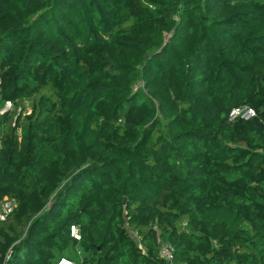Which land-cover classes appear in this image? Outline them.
I'll list each match as a JSON object with an SVG mask.
<instances>
[{
  "label": "trees",
  "instance_id": "16d2710c",
  "mask_svg": "<svg viewBox=\"0 0 264 264\" xmlns=\"http://www.w3.org/2000/svg\"><path fill=\"white\" fill-rule=\"evenodd\" d=\"M211 2L0 0V264H264V0Z\"/></svg>",
  "mask_w": 264,
  "mask_h": 264
},
{
  "label": "built area",
  "instance_id": "2783aa9c",
  "mask_svg": "<svg viewBox=\"0 0 264 264\" xmlns=\"http://www.w3.org/2000/svg\"><path fill=\"white\" fill-rule=\"evenodd\" d=\"M1 86H2V79L0 78V90H1ZM26 103L29 104V102L25 101L24 110H22V106H19L18 111L24 112V114H30L29 105H27ZM15 106H16L15 101L10 99H2L0 97V115H5L11 112L12 110H14ZM255 115H256V111L253 108L248 106H240V107H235L231 110L229 114V120L232 121L237 118H242L247 120ZM0 149H1V140H0ZM15 206H16L15 200L5 198L0 203V219L1 220L7 219L13 213ZM71 233L75 237L79 238L77 227L72 226ZM132 236L135 237V239H138V235L134 231H132ZM157 244L159 246L158 256L172 264L173 255H174L173 247L168 242H165L160 236H158L157 238ZM56 264H73V261L67 257H61L56 262Z\"/></svg>",
  "mask_w": 264,
  "mask_h": 264
},
{
  "label": "rangeland",
  "instance_id": "374dc122",
  "mask_svg": "<svg viewBox=\"0 0 264 264\" xmlns=\"http://www.w3.org/2000/svg\"><path fill=\"white\" fill-rule=\"evenodd\" d=\"M220 1L221 0H212V2H211V4H208L206 7H205V9H204V12H207L208 13V15H211V13H214V14H221V15H225L226 13H228V9L229 8H227V6L226 5H223V6H221V3H220ZM208 6H210V8H209V10H208ZM201 19H203V20H201ZM200 20L201 21H206V18H200ZM169 23H171V22H169ZM168 23V24H169ZM187 23H188V25H189V21H187ZM171 25H172V23H171ZM171 25H170V27H171ZM187 25V26H188ZM147 33H148V31H141V33H140V35H141V37H139L138 38V41H140L141 43H143L144 45H146V44H148L149 43V41H150V39L147 37ZM172 37H173V35L171 34V32H165V40L168 42V41H170L171 39H172ZM183 37V36H182ZM178 49H181V47H179ZM128 55V54H127ZM127 55H125V56H127ZM132 55H134L135 56V58L137 59V60H139V59H141L142 57H144V52H135V51H133L132 52ZM172 58H173V56H171ZM170 65H173L174 63H175V60H171L170 62H168ZM156 65H154V66H151L150 67V69L148 70L149 72L148 73H150V78H148L147 76H144V79H145V81H148L149 79H153V77L154 76H156V74H157V72H158V70H159V68H160V66L157 64V63H155ZM121 79H126V77H125V75H122L121 77H120ZM145 81L144 80H142V81H140V82H138L135 86H134V90H137V89H140V90H142L144 93H148L147 92V88H146V83H145ZM29 102V104L28 103H26L27 105H29V109H30V111H29V113H32L33 112V109H34V103H33V101H31V100H29L28 101ZM157 113H159V110L157 111ZM84 179H89V180H91V176L90 175H86V176H83L82 178H81V181H80V183L81 182H85V180ZM88 180V181H89ZM56 188H55V190L58 188V186H55ZM59 190V189H58ZM57 190V191H58ZM56 191V192H57ZM78 229V228H77ZM71 232H72V228H71ZM76 251H78V253H81V249H79L78 248V250H74V249H72V250H69L68 251V254H70V255H72V254H75L76 253Z\"/></svg>",
  "mask_w": 264,
  "mask_h": 264
},
{
  "label": "water",
  "instance_id": "95a60500",
  "mask_svg": "<svg viewBox=\"0 0 264 264\" xmlns=\"http://www.w3.org/2000/svg\"><path fill=\"white\" fill-rule=\"evenodd\" d=\"M125 202H126V201H125ZM125 202H124V203H125Z\"/></svg>",
  "mask_w": 264,
  "mask_h": 264
}]
</instances>
